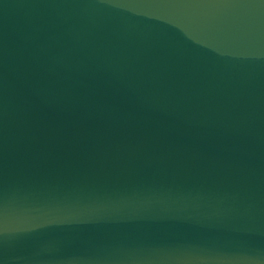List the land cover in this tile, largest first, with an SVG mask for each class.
Masks as SVG:
<instances>
[{
    "label": "water",
    "instance_id": "obj_1",
    "mask_svg": "<svg viewBox=\"0 0 264 264\" xmlns=\"http://www.w3.org/2000/svg\"><path fill=\"white\" fill-rule=\"evenodd\" d=\"M0 264H264V0H0Z\"/></svg>",
    "mask_w": 264,
    "mask_h": 264
}]
</instances>
